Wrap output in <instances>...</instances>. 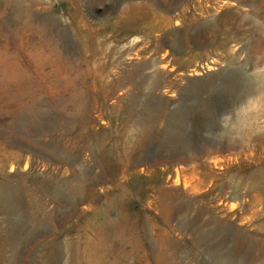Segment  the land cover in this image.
Listing matches in <instances>:
<instances>
[{"label": "rangeland", "instance_id": "obj_1", "mask_svg": "<svg viewBox=\"0 0 264 264\" xmlns=\"http://www.w3.org/2000/svg\"><path fill=\"white\" fill-rule=\"evenodd\" d=\"M241 57L264 0H0V264H260L264 137L214 138Z\"/></svg>", "mask_w": 264, "mask_h": 264}, {"label": "clouds", "instance_id": "obj_2", "mask_svg": "<svg viewBox=\"0 0 264 264\" xmlns=\"http://www.w3.org/2000/svg\"><path fill=\"white\" fill-rule=\"evenodd\" d=\"M221 69L238 74L240 88L230 107L218 117L214 138L218 143L246 145L264 137V63L241 57Z\"/></svg>", "mask_w": 264, "mask_h": 264}, {"label": "bare ground", "instance_id": "obj_3", "mask_svg": "<svg viewBox=\"0 0 264 264\" xmlns=\"http://www.w3.org/2000/svg\"><path fill=\"white\" fill-rule=\"evenodd\" d=\"M259 5V4H258ZM259 7V6H258ZM261 10V9H260ZM24 74V73H23ZM11 80H13V82H16V84L18 85L17 86V88H18V90H20L21 88H23V85L25 84V85H27L25 82H27V78H25L24 76L23 77H21V75H16V74H13L12 75V79H7V80H3V79H1L0 80V86L2 85V84H5V86H6V88L7 87H10L9 86V82L11 81ZM26 103V102H25ZM17 105L19 106V108L21 109L22 107H23V105H24V102H18L17 103ZM20 109H19V112L18 113H21L20 112ZM41 118V117H40ZM44 119V118H43ZM42 120V119H41ZM61 124V123H60ZM17 134V133H16ZM15 134V135H16ZM18 135V134H17ZM22 135V134H21ZM37 136V135H36ZM38 138H39V136H38ZM172 142V141H171ZM172 146V145H171ZM196 156H198V155H196ZM187 159V158H186ZM195 158H193V160H194ZM63 160V159H62ZM158 160V159H157ZM161 160V159H160ZM65 161V160H64ZM156 163V162H155ZM192 163V162H191ZM157 164V163H156ZM158 164H160V163H158ZM189 173V172H188ZM194 174H195V172H194ZM243 183V182H242ZM245 186V185H244ZM74 189H75V187H74ZM75 192L76 193H78L77 194V196L79 197V199L81 198V200H83V199H85L86 198V187L85 188H82V189H78V190H75ZM120 201V200H119ZM12 208H13V206H11L10 205V201H9V199L8 198H6V197H4L3 195H2V193H0V213H5V214H8L11 210H12ZM255 213H257V211L255 212ZM6 219V218H5ZM119 224V223H118ZM8 229H0V244H6V236H8ZM119 231H121V228H120V230ZM20 233V232H19ZM122 234V233H121ZM21 235V234H20ZM220 236V235H219ZM29 237V236H28ZM230 245H231V243H230ZM54 251H56V249H53L52 250V252H54ZM262 251H263V253H261V254H264V247H262ZM227 252H228V250H227ZM19 255L17 254V255H14V256H12L11 258H12V260L13 259H15V258H17ZM53 257H54V259L55 260H59V261H61V260H63L64 259V263H69L68 262V260H69V258L71 257V256H69V255H64V257H60V256H57L55 253H53ZM222 257H224V256H222ZM8 261L9 262H11L10 260H8L7 259V263H8ZM4 262H6L5 260H4ZM224 263V262H223ZM228 264V263H227ZM260 264H264V258L262 259V261H261V263Z\"/></svg>", "mask_w": 264, "mask_h": 264}]
</instances>
